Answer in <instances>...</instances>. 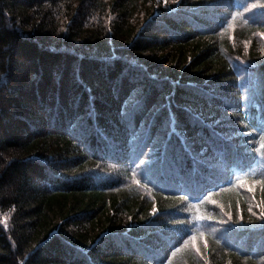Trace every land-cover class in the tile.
<instances>
[{
  "label": "trees",
  "instance_id": "1",
  "mask_svg": "<svg viewBox=\"0 0 264 264\" xmlns=\"http://www.w3.org/2000/svg\"><path fill=\"white\" fill-rule=\"evenodd\" d=\"M253 3L0 0V264H264Z\"/></svg>",
  "mask_w": 264,
  "mask_h": 264
},
{
  "label": "snow or ice",
  "instance_id": "2",
  "mask_svg": "<svg viewBox=\"0 0 264 264\" xmlns=\"http://www.w3.org/2000/svg\"><path fill=\"white\" fill-rule=\"evenodd\" d=\"M163 2L165 5H167L168 0H163ZM249 9H260L261 11L259 12V15L264 16V3H259V4L253 3V4L249 5L248 8H245V11H248ZM237 15H239V13H237ZM4 86L5 85L3 83H0V90H2ZM125 104H128L127 100L125 101ZM124 115L127 117L130 115V113L126 111L124 113ZM260 148L264 149V137H261ZM262 155H264V153H262ZM141 163H144V161H141ZM137 183H139V181H137ZM236 183L237 184H243L244 181L238 179L236 181ZM261 183H264V181H261ZM248 190L251 191L252 189L249 188ZM209 195H211V193ZM204 199L207 200L208 197H205ZM180 200L185 202L188 205L187 208L182 209L183 211H189L190 212L194 207L197 209L196 214H194L191 219H189L187 221H185V220H174L173 221L174 224H180V225L190 224V225H193V227H191V228H185L184 229V232L187 235V239H184V245H188V244L193 243L197 240V238H198L197 233L198 232H199V237L202 238L204 236L203 231H200V229L202 228L200 221L205 219V217L199 214V209H198L197 205H195L193 203V201L190 200L189 196H187V195L181 196ZM199 203H203V201H199ZM212 203H216V201L213 200ZM153 213H155V209L153 210ZM207 218L211 219V217H207ZM261 219L264 220V214H261ZM188 233H191V235H188ZM205 247H207V241L206 240H205ZM179 250H180L179 248H174L172 255H175V253ZM195 250L197 252L200 251V249L198 247H196ZM169 260H170V258H169Z\"/></svg>",
  "mask_w": 264,
  "mask_h": 264
}]
</instances>
